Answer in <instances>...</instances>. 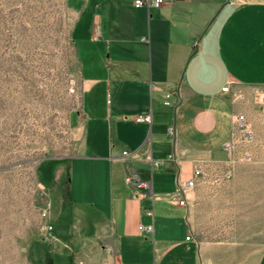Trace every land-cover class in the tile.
<instances>
[{
	"label": "crops",
	"instance_id": "obj_1",
	"mask_svg": "<svg viewBox=\"0 0 264 264\" xmlns=\"http://www.w3.org/2000/svg\"><path fill=\"white\" fill-rule=\"evenodd\" d=\"M133 1L65 0L69 33L81 43L79 62L73 48L81 93L112 85L113 108L107 110V134L106 115H94L93 101L80 103L68 121L75 155L39 165L42 207L54 229L61 221L67 225L52 229V243L34 239L30 261L264 264V248L249 256L232 244L199 242L193 189L185 192L182 206L175 197L195 166L201 171L197 183L205 172L228 165L223 146L232 117L245 113L234 94L257 101L264 91V0H178L149 11L133 7ZM102 52L106 79L90 70L89 60H100ZM136 114H150L151 124L134 123ZM90 116L99 124L88 131ZM156 160L164 163L154 166ZM129 166L150 183L152 197L125 182Z\"/></svg>",
	"mask_w": 264,
	"mask_h": 264
},
{
	"label": "rangeland",
	"instance_id": "obj_2",
	"mask_svg": "<svg viewBox=\"0 0 264 264\" xmlns=\"http://www.w3.org/2000/svg\"><path fill=\"white\" fill-rule=\"evenodd\" d=\"M71 21L65 0H0V264H32L29 245L43 236L45 222L39 165L75 155L70 113L93 101L94 115H106L108 134L113 86L81 93L73 52L79 62L81 43L69 33ZM98 55L90 70L106 79V52ZM237 103L252 139L232 133L228 165L205 172L190 200L199 242L232 244L257 256L264 248V119L254 96ZM91 119L88 131L99 124Z\"/></svg>",
	"mask_w": 264,
	"mask_h": 264
},
{
	"label": "built area",
	"instance_id": "obj_3",
	"mask_svg": "<svg viewBox=\"0 0 264 264\" xmlns=\"http://www.w3.org/2000/svg\"><path fill=\"white\" fill-rule=\"evenodd\" d=\"M174 1L178 0H134L133 1V7L135 8H144L146 11H149L150 9H158L161 6L172 3ZM93 38L97 39L99 38V34L94 31L93 32ZM223 92L228 91V87L224 86L221 89ZM175 90H172L168 93L169 97H171L173 94H175ZM234 100L235 101H244L245 97L241 93L234 94ZM259 104V113L262 119H264V91L261 92V94L258 97L257 100ZM131 120L134 123H144V124H151V115L150 114H136L132 116ZM234 132H238L244 135L245 141L249 142L252 139L251 131H250V123L248 122L247 116L245 113L242 112H236L233 114L232 117V128H231V134ZM168 134H172V130H167ZM224 150L226 152H230L231 146L227 142L223 146ZM123 156L127 155V152L122 153ZM171 156H167V158H170ZM248 157V156H247ZM164 163V160H156L153 162L154 166H161ZM201 175V171L199 167L195 166L193 169V178L189 179L185 182H182L178 185V188L175 192V197L177 198V204L182 206L184 205V194L187 192V190L194 187L196 184V178H198ZM125 182L131 186H135L136 188H143L147 190V193L150 197H152L151 193V186L149 182L141 181L138 177L135 169L132 166L127 167L126 173H125ZM41 218L45 221L42 225L43 230V236L42 239L46 242L52 243L55 241V238L52 236V229L53 225L51 221L48 219V213L46 210H43L41 212ZM139 230L142 229L141 226L138 227ZM147 231L151 230V227L146 228ZM190 236L186 237V240H188ZM109 253H113V250L109 247L107 248Z\"/></svg>",
	"mask_w": 264,
	"mask_h": 264
},
{
	"label": "trees",
	"instance_id": "obj_4",
	"mask_svg": "<svg viewBox=\"0 0 264 264\" xmlns=\"http://www.w3.org/2000/svg\"><path fill=\"white\" fill-rule=\"evenodd\" d=\"M64 188H66L65 187V185L63 186ZM68 192H67V188L65 189V190H62V199H63V202L65 203L68 199Z\"/></svg>",
	"mask_w": 264,
	"mask_h": 264
}]
</instances>
